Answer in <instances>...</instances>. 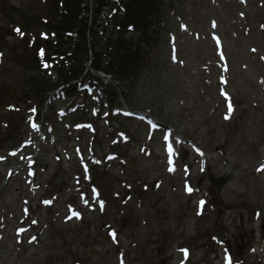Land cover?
<instances>
[{"label": "rangeland", "instance_id": "obj_1", "mask_svg": "<svg viewBox=\"0 0 264 264\" xmlns=\"http://www.w3.org/2000/svg\"><path fill=\"white\" fill-rule=\"evenodd\" d=\"M160 5L143 29L140 64L113 83V99L111 75L92 63L94 2L85 38H60L89 92L65 83L51 93L72 64L39 35L59 0H0V264H264V0ZM121 12L98 30L129 50L143 33L117 32ZM41 81L48 101L31 94ZM112 109L143 111L163 127ZM122 129L129 142H118ZM169 133L179 154H168ZM211 177L227 182L212 193Z\"/></svg>", "mask_w": 264, "mask_h": 264}, {"label": "trees", "instance_id": "obj_2", "mask_svg": "<svg viewBox=\"0 0 264 264\" xmlns=\"http://www.w3.org/2000/svg\"><path fill=\"white\" fill-rule=\"evenodd\" d=\"M105 0H97V10H100V7ZM89 0H59L61 5V11L51 15L47 18L44 25L51 31H54L57 35L55 41H48L49 48L53 51L60 54H68L69 50H65L64 44L60 40L61 36L67 32L77 31L80 35L85 34L86 29L88 28L87 22H85V17L83 16L85 3ZM124 3V8L126 14L123 18H120L117 22L118 29L117 32L123 31L120 34H124V31L130 30L131 28L138 29L143 33L145 25L152 21L154 16H158L161 11V0H122ZM97 19V20H96ZM94 20V27H91V32L93 35L92 50L95 53V58L92 60L93 66L96 70H105L112 74L113 80L118 81L121 77L127 78L130 72L138 68L137 60L141 59V46L142 38L146 37L148 34V29L145 31L139 42L132 44L131 49L128 50L127 43L124 38H115L112 39V36H109L107 33V28L102 29L103 32L100 35L98 27H102L101 24H98V16ZM44 20V19H43ZM117 20V18H115ZM34 21V20H33ZM35 22V21H34ZM98 22V23H97ZM102 23V22H101ZM108 22L107 24H109ZM150 25V24H149ZM81 39L85 38L80 36ZM102 42V43H101ZM104 42V43H103ZM106 42V43H105ZM101 43V44H100ZM40 45V44H39ZM38 45V46H39ZM136 47V49H134ZM71 60L72 64L68 69L62 68L60 71V83H70L72 84L74 80L80 79L84 73L83 68H80L79 65H76V51H71V54L66 55ZM68 65V64H66ZM137 67V68H136ZM120 70V74L118 71ZM2 87H12L14 83H9L6 80H2ZM114 82H111L108 85L109 90L108 96L110 98H115L116 96V86L113 85ZM76 86V84H74ZM49 84L44 81L37 83L32 89L31 94L36 95L37 98L43 100L46 98V94L49 91ZM33 92V93H32ZM30 94V95H31ZM46 100V99H45Z\"/></svg>", "mask_w": 264, "mask_h": 264}, {"label": "snow or ice", "instance_id": "obj_3", "mask_svg": "<svg viewBox=\"0 0 264 264\" xmlns=\"http://www.w3.org/2000/svg\"><path fill=\"white\" fill-rule=\"evenodd\" d=\"M214 27H215V24L213 25ZM130 28H131V26H130ZM15 31L17 32V34H19V35H23V33L21 32V30L19 29V28H16L15 29ZM42 36H44L45 38H46V36H47V34H42ZM253 51H255V49H253ZM40 55L43 57V50H41L40 51ZM0 56H2V53H0ZM45 68H47V67H50V65H48V64H44L43 65ZM32 111L33 112H35V109H32ZM233 111V108H232V105H231V103L229 102L228 103V112H229V114L231 113ZM226 118H230L229 116H226ZM34 127H35V125H33ZM258 171H264V165H261V167L258 169ZM189 192H191L192 191V189L189 187L188 189H187ZM203 204H204V202L203 201H201V206H203ZM100 206H101V209H103V202L101 201L100 202ZM72 215L73 216H76L77 218H79V213L78 212H75V211H73L72 212ZM71 217H69V219H70ZM34 223H35V221H34ZM112 235H113V238L115 239V233H112ZM184 253H185V257H187V250L186 249H183L182 250ZM229 264H231V260H230V258H229Z\"/></svg>", "mask_w": 264, "mask_h": 264}, {"label": "water", "instance_id": "obj_4", "mask_svg": "<svg viewBox=\"0 0 264 264\" xmlns=\"http://www.w3.org/2000/svg\"><path fill=\"white\" fill-rule=\"evenodd\" d=\"M211 181L214 184V188L212 189L213 192L220 191L222 186L226 184L227 182L226 179H220V178H215V177H211Z\"/></svg>", "mask_w": 264, "mask_h": 264}]
</instances>
